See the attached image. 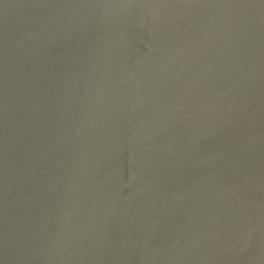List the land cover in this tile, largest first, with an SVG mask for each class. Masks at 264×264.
Masks as SVG:
<instances>
[{
  "label": "water",
  "instance_id": "obj_1",
  "mask_svg": "<svg viewBox=\"0 0 264 264\" xmlns=\"http://www.w3.org/2000/svg\"><path fill=\"white\" fill-rule=\"evenodd\" d=\"M0 264H264V0H0Z\"/></svg>",
  "mask_w": 264,
  "mask_h": 264
}]
</instances>
